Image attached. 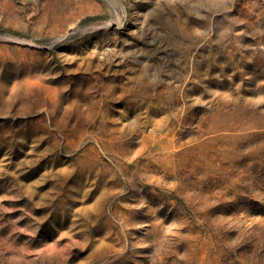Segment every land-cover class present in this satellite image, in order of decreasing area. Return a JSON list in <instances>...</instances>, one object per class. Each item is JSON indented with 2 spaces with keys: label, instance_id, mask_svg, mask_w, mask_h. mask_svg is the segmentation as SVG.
<instances>
[{
  "label": "rangeland",
  "instance_id": "obj_1",
  "mask_svg": "<svg viewBox=\"0 0 264 264\" xmlns=\"http://www.w3.org/2000/svg\"><path fill=\"white\" fill-rule=\"evenodd\" d=\"M0 264H264V0H0Z\"/></svg>",
  "mask_w": 264,
  "mask_h": 264
}]
</instances>
